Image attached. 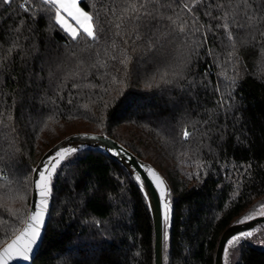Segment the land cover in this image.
<instances>
[{
    "label": "trees",
    "instance_id": "trees-1",
    "mask_svg": "<svg viewBox=\"0 0 264 264\" xmlns=\"http://www.w3.org/2000/svg\"><path fill=\"white\" fill-rule=\"evenodd\" d=\"M21 2L0 0V247L26 219L32 169L42 154L70 134L104 133L169 186L163 264H213L221 233L258 217L264 206V37L241 30L229 63L222 29L201 44L191 22L178 30L188 14L166 7L159 9L166 15L155 48L137 41L135 52L128 49L131 65L123 67L117 61L128 46L112 32L96 44L73 41L55 24L54 10L41 12L28 0L32 11L25 13ZM79 6L104 20L105 13L115 19L109 9L120 14L124 3L79 0ZM167 16L176 25L164 27ZM199 19L218 23L202 11ZM253 229L228 247L227 261L223 253L224 264H264V248L254 242L264 224ZM153 243L146 201L125 169L102 153L77 152L52 180L49 217L31 264H154Z\"/></svg>",
    "mask_w": 264,
    "mask_h": 264
},
{
    "label": "snow or ice",
    "instance_id": "snow-or-ice-1",
    "mask_svg": "<svg viewBox=\"0 0 264 264\" xmlns=\"http://www.w3.org/2000/svg\"><path fill=\"white\" fill-rule=\"evenodd\" d=\"M3 4H11L13 0H2ZM34 6L39 8L41 12L50 13L54 10V21L56 25L71 37L73 41H79L80 39H87L92 41L93 44L99 43L102 35H107L109 32L115 37H118L123 41V44L128 46L122 53V58L117 63L123 67H128L132 63L131 57L127 54L128 49L135 52L139 45L137 41H141L146 44V47L151 50L155 48L156 43L159 40V36L156 33H160L161 24L165 19V13L159 11V9L172 7L175 11V7H179L183 12L187 13V17L182 20V23L178 26L180 33H184L189 22L193 25V32L201 33V44L208 43V34L216 36L218 29H222L226 40L229 42V63L232 62V58L236 55L237 43L236 37L239 35L241 30H247L249 34L259 33L260 37H264V0H175V6L168 3V0H123L124 7L120 14H117L115 10L109 9L112 17L115 19L108 18V13H105V19H100V13L91 14L84 11L79 6V0H33ZM115 3V0H113ZM234 5V7H233ZM46 6V7H43ZM20 8L25 12H31L32 9L28 5V0L20 5ZM201 11L208 20L218 21L215 25L211 23H202L199 19ZM39 15H34V19L39 20ZM52 18V17H50ZM68 18L75 22V26L68 23ZM167 20L170 22L164 27H171L176 25V19L173 16H167ZM20 23L23 25L24 20ZM114 24L115 31L112 30ZM105 25H109L105 28ZM235 27L237 32H233L232 29ZM131 31H127L128 29ZM204 31H201V30ZM19 31V29H16ZM170 35V33L162 34ZM255 39V37H253ZM261 43L260 40L256 41ZM223 43V38H221ZM11 47H16L13 43ZM113 51L116 49L117 44L114 39L111 45ZM163 48V45H160ZM11 50V49H10ZM111 59L116 60L113 56ZM105 65L101 64V67ZM116 72H121L122 68H116ZM131 69L125 74V79L130 78ZM236 76L230 78L229 88L232 89L228 93L232 96L235 85L237 84ZM163 79V77H162ZM115 82L119 81V77H113ZM167 82V81H165ZM217 92H220V88L217 87ZM221 107L227 103L221 98ZM71 103V101H69ZM231 109H226L230 111ZM2 115V114H0ZM207 123V121L205 122ZM209 131H211L209 129ZM190 133L187 129L183 130L182 138L187 139ZM73 148L70 152H75ZM113 155L119 153L113 152ZM2 160V157H0ZM39 175L40 180L34 181L35 187L38 189L40 199L35 201L31 205V211L24 222V227L19 231L11 243H8L5 247L0 249V264H12V262L29 261L34 254L35 247L38 246V240L41 236L42 226L44 225L45 216L48 213L50 188L45 183L47 180L50 183L51 177L53 176L52 171L42 172L39 169L34 170ZM149 173L155 177L157 188L163 189L164 182L156 175L151 169ZM161 198L164 200V219H169V205L167 204V195L164 190L160 192ZM3 217H0L2 219ZM247 219V217L245 218ZM7 223V221H5ZM251 231L241 233L240 235L233 237L228 241L229 244L238 242L242 239L252 237ZM164 238L167 240V231L164 233ZM224 253H228V249H223Z\"/></svg>",
    "mask_w": 264,
    "mask_h": 264
},
{
    "label": "water",
    "instance_id": "water-1",
    "mask_svg": "<svg viewBox=\"0 0 264 264\" xmlns=\"http://www.w3.org/2000/svg\"><path fill=\"white\" fill-rule=\"evenodd\" d=\"M75 148V152H70L71 149ZM83 151H94L102 153L114 161H116L119 165H121L125 171L132 178L138 189L141 191L147 207L149 209V213L152 219L153 225V234H154V243H153V262L154 264H163V243H164V233L170 227L171 218H172V204L170 201V189L166 182V180L162 177V175L149 163L139 159L137 156L132 154L129 150H127L120 143L115 141L114 139L108 137L104 133H88V132H78L70 134L50 148H48L42 156L39 158L37 163L32 169V177H31V194L28 212L25 221L31 211V205L35 201H39L40 196L38 189L34 185V181H39L40 177L36 173V169H39L42 172L52 171L53 176L51 177L50 183L46 180L45 183L50 188V194L48 196L49 199V208L48 213L45 216L44 225L42 226L41 236L38 240V246L34 249V254L32 255L29 261H22L19 264H31L34 257L39 251V248L42 244L43 236L45 233L48 217H49V209L51 205V196H52V180L56 174L58 168L62 165V163L71 155L77 152ZM113 152L119 153L118 155H113ZM152 170L156 173L157 176L160 177L164 182V188H157V183L155 177H153L149 170ZM164 190L167 195V204L169 205V219L165 221L164 219V200L161 198L160 192ZM24 221V222H25ZM264 224V215L252 218L250 220L233 224L227 227L220 235L218 239V243L216 246L215 254H214V262L213 264H224L223 263V249L226 246V243L235 235L251 230L257 225ZM24 227V223L20 230ZM19 230V231H20ZM19 231L10 238L4 245L0 247L2 249L8 243L19 235ZM12 264H17V262H12Z\"/></svg>",
    "mask_w": 264,
    "mask_h": 264
},
{
    "label": "rangeland",
    "instance_id": "rangeland-1",
    "mask_svg": "<svg viewBox=\"0 0 264 264\" xmlns=\"http://www.w3.org/2000/svg\"><path fill=\"white\" fill-rule=\"evenodd\" d=\"M257 213H255V216H262V215H264V206L262 205V206H260V208L258 209V211H256ZM255 229H252V230H248V231H251L252 233H253V235H254V233L256 234V232L254 231ZM248 231H245V232H248ZM257 231V230H256ZM260 231V230H259ZM242 233H244V232H242ZM241 233H239V234H237V235H235V236H233V237H236V236H238V235H240ZM259 234H260V232H259ZM232 237V238H233ZM231 238V239H232ZM256 244H258L259 246H261V247H263L264 248V236L262 235L261 236V238L258 240V241H254ZM236 244V242H233V243H231V244H229L228 242L226 243V247L225 248H227L228 249V247H232V246H234ZM226 255L227 254H225L224 253V256H225V260L227 261V259H226ZM227 258H228V256H227ZM229 260H230V258H229ZM227 264H229V263H227Z\"/></svg>",
    "mask_w": 264,
    "mask_h": 264
},
{
    "label": "crops",
    "instance_id": "crops-1",
    "mask_svg": "<svg viewBox=\"0 0 264 264\" xmlns=\"http://www.w3.org/2000/svg\"><path fill=\"white\" fill-rule=\"evenodd\" d=\"M68 23L71 24V25H73V26H75V22L72 21L70 18H68Z\"/></svg>",
    "mask_w": 264,
    "mask_h": 264
},
{
    "label": "built area",
    "instance_id": "built-area-1",
    "mask_svg": "<svg viewBox=\"0 0 264 264\" xmlns=\"http://www.w3.org/2000/svg\"><path fill=\"white\" fill-rule=\"evenodd\" d=\"M22 3H24V2H21L20 5H21Z\"/></svg>",
    "mask_w": 264,
    "mask_h": 264
}]
</instances>
